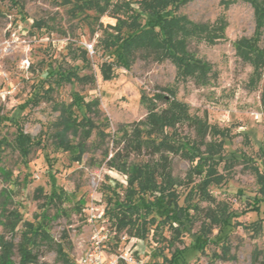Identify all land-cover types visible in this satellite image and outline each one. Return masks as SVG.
<instances>
[{"label":"rangeland","instance_id":"obj_1","mask_svg":"<svg viewBox=\"0 0 264 264\" xmlns=\"http://www.w3.org/2000/svg\"><path fill=\"white\" fill-rule=\"evenodd\" d=\"M182 12L196 21H214L224 15L229 23L225 37L216 44H191V48L212 64L216 72V77L204 85L196 84L191 78L177 79L176 66L168 59L156 61L140 55L130 69L117 68L112 79H104L100 64L109 58V54L99 43L101 32L92 34L84 14L73 13L61 0H0V63L7 75L0 88V138L13 140L18 126L34 137L50 135L60 114L53 108V103H68L74 93L86 100H100L97 109L87 113L96 128L87 142L89 151L80 161L72 160L67 151L57 150L50 136L25 159L11 147L2 152L0 210L3 190L8 188L14 194L8 207L17 206L22 219L15 235L0 226V233L14 240L15 261L19 260L17 245L24 224L45 225L54 242L63 244L69 256V262L62 261L54 244L44 242L40 243V255L35 264H78L81 254L91 245V237L99 231L101 235L107 232L108 223L90 219V210H104L101 185L104 182L115 185L114 180L106 178L107 175L124 183L126 177L104 163L99 165L102 151L112 148L111 135L120 126L146 117L149 109L141 100L143 92L151 95L157 87L169 86L176 91L178 99L188 104L192 115L227 131L225 136L218 138L225 140V158L236 160L233 166L226 168L225 161H221L219 170L226 178L220 185L211 186L214 200H204L200 204L207 208L217 202H226L240 224L234 226L225 240L220 243L209 241L204 251L197 250L192 235L203 226L207 227L210 221L203 210L196 217L192 231L184 234L182 242L163 246L151 235L147 239L124 235L117 244L115 236L109 235L111 250L130 247L146 264H169L164 258H170L176 247L184 255L179 264H264V199L259 192L260 182L255 169L258 167L264 173V69L260 78H252L253 66L241 59L235 47L241 37L254 35V9L243 0L229 7H224L221 0H193L182 8ZM34 20L44 22L45 26L34 27ZM103 21L115 23L109 16ZM14 31L20 36L17 41L11 39ZM71 43L88 48L92 68L83 73L93 72L95 82L88 85L53 82V100L42 99L33 104V84L44 78L49 70L82 64L68 54ZM259 45L264 47V29ZM27 58L30 62L28 70L21 67ZM8 89L13 90L6 93ZM80 111L85 110L81 108ZM16 113H19L16 121L3 120ZM99 130L107 134L103 141ZM211 139L209 134L208 141ZM172 166L173 174L186 182L189 161L175 156ZM1 171L10 172L11 177L5 178ZM194 179L195 182L200 180L199 177ZM179 189L182 204L188 187L184 183ZM53 190H63L67 196L59 208L48 201L47 196ZM197 199L195 197V201ZM80 203H83L81 209ZM103 225L105 229H101ZM165 234L169 236V232L165 231ZM216 235L217 227L208 231L209 237ZM257 252L261 253L255 261Z\"/></svg>","mask_w":264,"mask_h":264},{"label":"trees","instance_id":"obj_2","mask_svg":"<svg viewBox=\"0 0 264 264\" xmlns=\"http://www.w3.org/2000/svg\"><path fill=\"white\" fill-rule=\"evenodd\" d=\"M193 0H61L70 6L75 14H84L91 32H101L99 43L109 58L100 64L104 79H112L117 68L130 69L138 55L156 61L170 60L177 69V79H192L204 85L216 77V72L205 58L191 48L193 43L216 44L226 35L229 23L224 15L214 21H196L182 12V8ZM238 0H221L229 7ZM251 4L256 18L255 33L251 37H241L235 43L237 53L245 62L253 66L252 78H260L264 69V47L259 45L264 29V0H243ZM115 19L114 24H105L103 18ZM33 26L43 28L44 22L34 20ZM89 50L83 45L69 44L68 54L80 64L59 70H49L44 78L33 84L31 100L38 104L42 99L53 100V82L92 84L96 80L91 69ZM54 79V81L51 80ZM264 99V98H263ZM141 100L147 105L146 117L139 121L120 126L111 135L112 148L102 151L99 165L105 164L126 177L125 183L115 181V185L102 183L101 190L105 200V217L108 226L114 229L117 244L121 237L152 239L163 246L182 242L185 233L192 231L196 217L203 210L210 219L207 227L193 233L194 248L204 251L209 241L220 243L225 240L234 226L240 224L236 213L228 208L226 202L204 208L201 201H212L211 186L224 182L226 175L219 170L221 161L224 168L234 165L236 159L225 158V136L227 131L219 129L204 119L194 116L187 103L176 97V91L169 86L157 87L153 94L142 93ZM98 98L86 100L74 93L70 102H54L53 108L59 111V118L53 123L50 135L32 136L18 126L13 140L0 138V161L6 147L17 151L27 158L35 147L43 146L46 139H52L57 150L67 151L72 160L80 161L89 151L88 140L96 128L93 119L87 115L99 105ZM84 108V112L80 109ZM18 114L3 120L16 121ZM107 119V118H106ZM1 121V118H0ZM48 133V131H47ZM103 141L107 134L98 131ZM212 139L208 141V135ZM45 136V137H44ZM180 156L189 161L185 180L173 174V157ZM94 161V160H93ZM96 163V162H95ZM259 192L264 199V173L255 167ZM9 179L10 172L1 171ZM199 177V182H195ZM186 183L188 190L181 204L182 194L179 187ZM190 183H192L190 185ZM190 185V186H189ZM12 190L5 188L0 210V226L15 235L21 223V212L17 206L9 208L13 202ZM47 195V194H46ZM197 197V201H195ZM49 203L58 208L67 199L63 190H53L48 196ZM83 203L79 204L82 208ZM258 209V208H255ZM160 214V218L157 217ZM217 227V235L208 236V231ZM169 232V236L165 234ZM54 244L58 257L69 262L63 244L52 239L45 225L24 224L17 245L19 260H14V240L0 233V264H35L39 259L40 243ZM227 250V249H226ZM261 252L255 254V261ZM184 255L178 247L170 258L169 264H179Z\"/></svg>","mask_w":264,"mask_h":264},{"label":"built area","instance_id":"obj_3","mask_svg":"<svg viewBox=\"0 0 264 264\" xmlns=\"http://www.w3.org/2000/svg\"><path fill=\"white\" fill-rule=\"evenodd\" d=\"M11 39L17 41L20 36L17 32H12ZM90 47V46H89ZM29 59L23 60L21 67L26 70L29 69ZM6 71L0 63V88L3 80L6 78ZM13 89L6 90V93H11ZM90 210L92 213L90 219H98L103 222H107L104 210ZM89 212V213H90ZM101 229H105L104 225ZM116 232L114 229L107 227V232L100 234V231L91 237V245L81 254L78 259V264H146V262L139 258L134 250L130 247L121 248L120 250H111L108 239L109 235L115 236ZM121 238H125L122 236Z\"/></svg>","mask_w":264,"mask_h":264}]
</instances>
